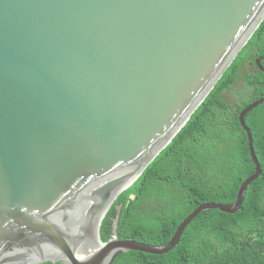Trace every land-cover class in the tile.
Instances as JSON below:
<instances>
[{"label":"water","instance_id":"water-1","mask_svg":"<svg viewBox=\"0 0 264 264\" xmlns=\"http://www.w3.org/2000/svg\"><path fill=\"white\" fill-rule=\"evenodd\" d=\"M264 21V0H0V264H114L166 245L101 226L119 195L172 142ZM264 56L257 58L260 65Z\"/></svg>","mask_w":264,"mask_h":264},{"label":"trees","instance_id":"trees-1","mask_svg":"<svg viewBox=\"0 0 264 264\" xmlns=\"http://www.w3.org/2000/svg\"><path fill=\"white\" fill-rule=\"evenodd\" d=\"M264 21L192 114L172 142L143 174L124 190L101 226L103 240L112 236L117 205L124 204L118 232L155 245H166L179 224L200 204L233 203L239 188L256 169L240 112L264 98ZM249 63L254 70L247 68ZM264 67V59L261 60ZM242 80V86L234 85ZM235 90V100L226 93ZM262 166L235 213L200 212L170 252H124L114 264H264V103L245 116ZM42 264H64L51 261Z\"/></svg>","mask_w":264,"mask_h":264},{"label":"rangeland","instance_id":"rangeland-1","mask_svg":"<svg viewBox=\"0 0 264 264\" xmlns=\"http://www.w3.org/2000/svg\"><path fill=\"white\" fill-rule=\"evenodd\" d=\"M242 86V80L240 79L235 85H234V89L240 88ZM226 96L228 99L230 100H235V90L233 91H229L226 93Z\"/></svg>","mask_w":264,"mask_h":264},{"label":"flooded vegetation","instance_id":"flooded-vegetation-1","mask_svg":"<svg viewBox=\"0 0 264 264\" xmlns=\"http://www.w3.org/2000/svg\"><path fill=\"white\" fill-rule=\"evenodd\" d=\"M260 65L263 66V65L261 64V62H260ZM247 68L250 69V70H254V69H255V65H254L253 63H249V64L247 65ZM260 69H261V68H260ZM262 71H263V70H262Z\"/></svg>","mask_w":264,"mask_h":264}]
</instances>
